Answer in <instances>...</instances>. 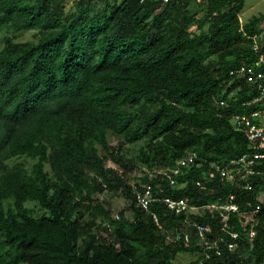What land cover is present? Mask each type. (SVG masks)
<instances>
[{"label": "trees", "instance_id": "1", "mask_svg": "<svg viewBox=\"0 0 264 264\" xmlns=\"http://www.w3.org/2000/svg\"><path fill=\"white\" fill-rule=\"evenodd\" d=\"M94 1L74 3L67 15L64 0H0V28L39 34L37 42L5 38L0 51V264H175L178 253L198 248L169 242L133 202V220H114L94 199L114 190L133 200L99 147L125 170L168 167L194 151L192 181L210 163L251 151L231 117L254 109L243 103L256 90L230 72L264 59V44L252 48L264 14L242 23L244 0H108L97 12ZM109 134L142 143L130 163L117 159ZM15 157L37 162L29 171L7 163ZM192 181L176 196L208 203L234 193L242 210L248 201L255 207L264 188V177L252 179L253 191L216 183L202 192ZM27 202L47 214L35 217ZM152 209L167 225L179 220L162 205ZM255 218L253 246L224 250L211 264H264V215ZM99 220L112 227L109 240L98 236Z\"/></svg>", "mask_w": 264, "mask_h": 264}, {"label": "built area", "instance_id": "2", "mask_svg": "<svg viewBox=\"0 0 264 264\" xmlns=\"http://www.w3.org/2000/svg\"><path fill=\"white\" fill-rule=\"evenodd\" d=\"M90 1L92 0H72L73 3ZM168 1L164 0L163 3ZM263 44L264 24L261 25L260 32L253 36L252 48L257 53ZM230 75L243 77L256 90L251 99L243 103L244 106H253L254 109L251 112L233 114L231 117L234 127L251 143V151L236 159L210 163L202 178L193 181L187 178L188 172L200 166L198 154L194 151L187 152L168 167L142 166L139 170L136 169L138 173H130L133 178L126 179L135 207L151 215L163 234L167 233L168 225L160 221L158 214L152 209L153 206L162 205L166 212L178 217L170 242L181 243L187 248H198V257L190 264H211L214 259L223 257L224 250L233 253L243 243L252 247L259 225L255 217L264 215V197L261 196V191L255 207L252 201L246 203L249 208L247 210L241 209L234 193L218 196L208 203L176 196L191 181L202 192L213 191L216 183L232 184L246 191H253L255 186L252 179L264 177V59L254 64H242L232 70ZM235 94L236 92L233 93ZM221 106L226 105L221 103ZM235 216L238 221H234ZM204 218L211 221H198ZM113 219L120 220V217L117 215ZM213 221L217 222L216 230L213 229ZM106 226L111 232L112 227L108 224Z\"/></svg>", "mask_w": 264, "mask_h": 264}, {"label": "rangeland", "instance_id": "3", "mask_svg": "<svg viewBox=\"0 0 264 264\" xmlns=\"http://www.w3.org/2000/svg\"><path fill=\"white\" fill-rule=\"evenodd\" d=\"M107 1L108 0H95L92 4L93 10L95 12L102 11L104 8H106ZM244 3V9L240 16V20L242 23H247L253 17L264 14V0H244ZM197 5L198 3L196 1H193V3L189 4L188 6L190 7V9H193V7H196ZM64 11L67 15L74 13L76 11V4H74L72 0H64ZM198 11L199 17H204L206 9L204 10L203 8H199ZM159 12L160 9H157L156 13ZM205 28H207V26ZM190 31L195 34L198 31V25L193 24L190 27ZM38 36L39 34L37 31L14 33L10 28H0V51L4 48L5 38H10L11 40L17 43L37 42ZM109 145L111 149L119 151V153L116 155L117 159L122 158L124 163H130V161L133 160L138 154L139 148L141 147L142 143L135 145H123L122 140L119 137L109 134ZM99 153L105 159V167L107 169H113L117 171L119 174H122L127 180L133 178L130 173H134V171L135 173H138V170L140 169V167H142L138 165L133 170H125L121 168L118 162H116L115 159L111 158L110 154L104 149L99 147ZM36 162L37 160H33L26 157H15L9 160L7 163L10 166H13L17 163H24L26 165V168L31 171ZM45 167L46 170H50L49 165H46ZM259 191H261V196L263 195L264 197V188H261ZM94 199H96L99 204L103 205L105 209L110 211L112 217L118 215L121 218L125 217L127 219L133 220L134 206H132V201L130 199H127L125 195L122 194V192L108 190L106 192H103L102 194H96L94 196ZM4 207L6 210L14 208L13 200L10 199L5 201ZM26 207L32 211L35 217H41L47 214V212L42 210L39 205L35 202H27ZM98 225L99 227L96 230L98 236L103 239L110 238V235L105 230V228L107 227L106 224H102L99 220ZM166 235L168 237L167 239L170 242L174 236V225H168V231ZM198 254L199 253L196 251H182L177 254L174 259V263L190 264L193 260L198 257Z\"/></svg>", "mask_w": 264, "mask_h": 264}]
</instances>
